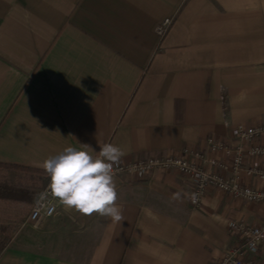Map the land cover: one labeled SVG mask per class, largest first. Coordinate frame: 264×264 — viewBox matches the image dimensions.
I'll use <instances>...</instances> for the list:
<instances>
[{"label": "crops", "instance_id": "0c3cea01", "mask_svg": "<svg viewBox=\"0 0 264 264\" xmlns=\"http://www.w3.org/2000/svg\"><path fill=\"white\" fill-rule=\"evenodd\" d=\"M239 123L264 124V0H0V164L44 171L66 147L106 143L124 163L206 157ZM115 182L121 222L58 204L34 226L6 204L0 223L18 228L0 264H217L241 241L229 221H264V203L213 187L194 208L173 169Z\"/></svg>", "mask_w": 264, "mask_h": 264}, {"label": "built area", "instance_id": "2783aa9c", "mask_svg": "<svg viewBox=\"0 0 264 264\" xmlns=\"http://www.w3.org/2000/svg\"><path fill=\"white\" fill-rule=\"evenodd\" d=\"M170 23L171 19L165 18L157 26V33L164 35ZM233 134L237 143L232 146L208 138L210 155L206 157L200 152L184 150L183 153L168 154L164 157H150L128 163L119 161L114 166L116 176L126 173L143 179L154 170H176L190 181L191 192L187 199L194 208L201 205L208 187L216 188L233 198L264 203V188L247 186L240 180V175L244 172L246 176L264 182V166L255 163L246 165L245 160L248 157L264 158V144L254 142L264 134V124L254 126L239 123L235 126ZM220 152L227 157L226 160L218 159ZM48 185L49 179L28 213L27 220L34 226L42 218L52 216L57 210L56 206L60 204ZM227 227L237 233L241 241L227 247L217 264H264V221L253 225L243 220H231Z\"/></svg>", "mask_w": 264, "mask_h": 264}, {"label": "clouds", "instance_id": "9594fccd", "mask_svg": "<svg viewBox=\"0 0 264 264\" xmlns=\"http://www.w3.org/2000/svg\"><path fill=\"white\" fill-rule=\"evenodd\" d=\"M123 152L106 143L95 153L84 148L66 147L46 158L41 167L49 179V190L61 205L81 215L94 213L121 222L124 217L117 204L115 165Z\"/></svg>", "mask_w": 264, "mask_h": 264}, {"label": "trees", "instance_id": "16d2710c", "mask_svg": "<svg viewBox=\"0 0 264 264\" xmlns=\"http://www.w3.org/2000/svg\"><path fill=\"white\" fill-rule=\"evenodd\" d=\"M7 170L25 171L31 175V177L29 179L26 178L28 181L22 182V180H16L18 178L16 175L17 178L15 181L9 182L10 180H7L6 176L3 175V172ZM47 181L48 177L42 170L26 169L13 165L0 164V216L5 213L7 215L9 213L5 208L6 204L9 203H13L15 205L14 213L20 216L19 211L22 212L23 207H28L32 203V195L34 194V191L32 189L31 191L28 187L34 188L39 186V188H43ZM26 183H29V186ZM17 228V223H0V253L3 251V248L7 246Z\"/></svg>", "mask_w": 264, "mask_h": 264}, {"label": "rangeland", "instance_id": "374dc122", "mask_svg": "<svg viewBox=\"0 0 264 264\" xmlns=\"http://www.w3.org/2000/svg\"><path fill=\"white\" fill-rule=\"evenodd\" d=\"M3 172V171H1ZM4 173V174H3ZM2 174L6 176L7 180H10L9 182H14L15 179L17 178L16 175L18 176V178L16 180H22V182H25V181H28L27 179H29L31 177V175H29L27 172L25 171H17V170H7L5 172H3ZM27 178V179H26ZM27 185L29 183H26ZM29 186V185H28ZM34 186V185H33ZM30 190L32 189L34 191V194L32 195L33 196V199H32V203L30 206L28 207H23L22 209V212L19 211V215L20 216H25L26 213H29L31 208H32V205L34 204V201L36 200L38 194L41 192V190L43 189L42 187L39 188L38 187H34V188H31V187H28ZM31 190V191H32ZM18 212V211H17ZM22 213V214H21ZM6 215V213H5ZM28 215V214H27ZM5 217V216H4ZM4 217H2L4 219ZM29 245V244H28ZM30 246V245H29ZM45 250H47L48 248H44Z\"/></svg>", "mask_w": 264, "mask_h": 264}]
</instances>
